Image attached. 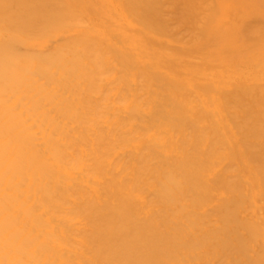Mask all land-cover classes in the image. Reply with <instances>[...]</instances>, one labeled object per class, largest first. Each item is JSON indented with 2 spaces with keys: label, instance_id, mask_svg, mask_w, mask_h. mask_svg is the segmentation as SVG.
I'll return each mask as SVG.
<instances>
[{
  "label": "bare ground",
  "instance_id": "bare-ground-1",
  "mask_svg": "<svg viewBox=\"0 0 264 264\" xmlns=\"http://www.w3.org/2000/svg\"><path fill=\"white\" fill-rule=\"evenodd\" d=\"M0 264H264V0H0Z\"/></svg>",
  "mask_w": 264,
  "mask_h": 264
}]
</instances>
